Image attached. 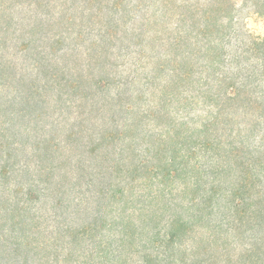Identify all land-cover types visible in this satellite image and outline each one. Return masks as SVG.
I'll return each mask as SVG.
<instances>
[{"label": "trees", "instance_id": "obj_1", "mask_svg": "<svg viewBox=\"0 0 264 264\" xmlns=\"http://www.w3.org/2000/svg\"><path fill=\"white\" fill-rule=\"evenodd\" d=\"M23 1L9 0L22 11ZM30 1L31 11L48 9L50 17L16 21L9 2L0 4V47L17 36L21 53L40 62L36 78L19 75L0 49V112L6 114L0 121V264H33L32 255L48 249L32 211L49 202L54 211L66 209L71 225L62 233L72 236V248L63 261L42 264H106L112 251L104 240L116 234L112 228L127 256L139 254L142 264H264V38L247 28L242 14L250 9L264 18V0ZM141 8L139 25L128 27L132 11ZM86 20L102 25L105 37L82 49ZM76 22L80 31L67 48L65 34L73 32L66 25ZM50 26L57 32L46 38ZM40 35L61 46V58L37 51ZM116 42L136 48L132 66L145 72L141 78L139 70L123 74L122 55L111 59ZM51 79L50 87L38 84ZM54 84L61 89L57 101L63 91L79 97L84 111L90 101L89 118L71 124L64 146L42 135L44 156L30 173V163L23 168L13 161L31 134L19 140L6 124L28 120L40 129L57 106L47 95ZM194 110L201 112L198 120ZM96 115L94 136L86 121ZM7 136L14 138L6 147L1 139ZM206 176V199L196 203ZM187 192L197 209L185 218L176 197ZM221 195L223 218L214 223L208 211ZM204 221L211 226L206 235L191 237Z\"/></svg>", "mask_w": 264, "mask_h": 264}, {"label": "rangeland", "instance_id": "obj_2", "mask_svg": "<svg viewBox=\"0 0 264 264\" xmlns=\"http://www.w3.org/2000/svg\"><path fill=\"white\" fill-rule=\"evenodd\" d=\"M33 1H37V0H33ZM239 3L241 4L242 0H238ZM0 4H3L2 0H0ZM9 0L5 3H8ZM31 1L29 0L28 3L26 0L23 1V3H25V6L23 7L24 10L22 11V6H19L17 4H11L9 2V6L11 7V11L15 17L16 21H22V18L26 19V15H39L40 18L42 19H47L48 17H50V11L48 9H38L37 11H31L29 9L28 4ZM80 2H78L76 5H79ZM38 5V4H37ZM72 6V4H71ZM73 7V6H72ZM106 10V9H105ZM128 10V9H127ZM70 13H72L70 11ZM79 12L76 15H78ZM145 14V11L141 8L135 11H132V14H130V17L128 18L129 20V24L128 27H131L132 23H137L139 25V22L141 21L143 15ZM242 14L248 16L245 20V23L247 25V28L250 29V31L252 33H254L255 35L261 36L264 38V18L259 17L258 15L255 14H251V10L250 9H243L242 10ZM79 18V16H78ZM75 21V20H74ZM77 25H70L69 23L66 25V27H70L69 32H73L71 33V35H66L67 36V42H66V47L68 48L70 45H72L70 42L72 41L71 38L69 37H75L77 36L78 32L80 31V24L78 22H76ZM48 25V24H46ZM102 25H100L99 23L97 24H93L92 22L86 20L84 22V29L86 31V38L83 40L84 42L81 43V48L85 49V47L89 46V43L91 41H96L97 43H101V41L104 39L105 34H100L99 32V28ZM16 26L14 25V28ZM60 31L68 29V28H64L61 26H57ZM46 30L47 33L45 32L44 35L46 36V38H51L55 35V33L57 32V29L54 28L53 26H50V28H47ZM17 32V30H16ZM63 32V33H64ZM45 37H43V35H40L38 38L35 37L34 41V45H36L37 51L38 49L40 51H45V53H43V55L46 58L51 57V53H53V55H55L58 58H61L62 56V52H58L57 51H62L60 49L61 46H53V40H48ZM23 42H21L17 36H12L9 40H8V46L7 48H2L0 47V49H2L1 54H4L5 57L7 59H9L10 61H13V63L15 64V66L17 67L18 71H19V75H29V74H33L34 78H36V63H40L38 60H35L31 58V56H29V52L26 53L27 55H25V53H21L20 51V47L22 45ZM126 44L127 43H122V42H116V47L115 49H113V53L115 55H112L111 59L115 60L116 55H122L121 58H119V63H125L127 62V65H125V67L122 68V72L124 71L125 73L123 74H127L129 73L131 70H139V75L140 78L143 76V74L145 73L143 70H140L138 68V66H132L135 62H137V60L133 59L134 56H136L134 54L133 51L136 50V48L132 47L130 49L126 48ZM121 52V53H119ZM57 53V54H56ZM90 61H85L84 59V63H89ZM121 70V69H120ZM36 76V77H35ZM126 75H124L125 77ZM33 78V79H34ZM41 78V77H40ZM53 79V78H52ZM49 81V84L45 81L41 82V80L38 82L39 85H48L50 87V85H52L53 81ZM143 81V80H140ZM34 85L37 86L36 83H34ZM53 87L55 88L54 90L48 91L47 95L48 97L51 98V105H57L55 109H51L49 115H47L44 119H43V126L42 123H40V126H42L40 129H35L36 124H34V122H28L27 121H22L21 123L18 122H12L10 121L9 124H6L7 126H9L12 131L11 133H19V135L17 136L19 138V140H22L23 137H28L25 134L26 133H30L31 137L28 139L26 138V142L23 148V151H20L18 153V157L13 161L16 165L15 167H23L25 168L26 164L25 163H30L31 165V171L30 173H33L36 165L41 164V160L43 159L44 156V148L45 146L42 144H39V141L41 140V136L42 135H49V137H54V140L52 141L53 144L55 143L56 145H58V143L62 144V146L66 145V136H67V130H69L72 126L71 124L74 123L75 121H78V119H81V121L84 118H89V115L87 112L88 106L91 103L90 101L87 102L86 104V111L83 110L82 104L85 103H81L77 97H73L68 93L63 91L62 93V97L64 100L60 101L58 99V101L56 100L57 95L60 93L61 89L59 88V86L57 84H54ZM139 88H142L141 85H139ZM138 89V87H134V90ZM116 90H112L111 93L114 94ZM65 99H69L73 103L71 106L72 108L69 110L68 108H66L65 103H63L65 101ZM67 100V101H69ZM80 104L81 106V110L79 109L76 110L74 109L76 105ZM78 111V112H77ZM81 113H84L85 115H81ZM90 114V112H89ZM192 118H194L195 120H198L199 116H201V112H198L196 110L192 111ZM6 114H4L3 112H0V121L5 120L6 119ZM87 115V116H86ZM7 119H10V117L8 116ZM123 119V118H122ZM121 119V121H122ZM55 120H59V124L55 125L54 121ZM99 122H101L100 120V116L96 115V117L94 118V116L92 117V119H87L86 121V126H88L89 128H91L92 130V134L94 136H97L98 134V130L95 129L94 124L96 123V125L99 124ZM57 127L55 130H52L53 128ZM35 129V130H33ZM14 137L11 136H7L6 139H1L2 141H5V145L7 147L9 141H11ZM57 138V141H56ZM41 158V160H40ZM47 161V160H45ZM208 181H210L209 177L206 176L204 179V184H203V190H201L200 193H196L195 197H196V203H200L202 200L204 201L206 199V195L209 189V185ZM93 188V186L91 187ZM91 196L94 197L93 192L90 193ZM226 195H221L220 200H214L212 203L214 204L215 208L213 210V213L211 211H208V213L210 214V218H212V221L214 223H216L215 221H219L221 218H223V211L225 209L226 205V200L225 197ZM177 203H179L181 206L179 208V213L181 215H183V217L187 218L189 217V215H191L192 213H195L196 211V206L192 203H190V199L193 198V196L190 193H184V194H178L177 195ZM52 203H44L42 204H34V209H33V213H35L36 215H38L40 217V223L42 224V230H44L41 234H39L38 239L41 243H47L48 244V249L45 250H39L35 253V255L33 256V261H31L33 264L36 263V258H37V263H44L45 259H52V258H59L60 261L64 260V257L66 256V254L68 253V249L72 248L70 245V241H72V236L70 237H66V235L64 234V232L62 233V230L64 229V227L71 225L69 223H71V221L68 218V216L65 214L66 209H57V210H53L51 208ZM228 208L231 207L227 206ZM168 216H165L163 218H166ZM208 220V219H207ZM212 222V225H213ZM205 225L201 226L200 229L197 230V234L195 236V233L192 235H190L191 237H196L195 239H199L200 236H205L206 233L210 230L211 226L207 224V221H204ZM76 226H78L79 224H77L76 222L74 223ZM162 224H165L162 223ZM112 233H116L113 236H109L104 240V243H108L107 246H109V250H111L112 252H109L108 254H110L109 260L106 262V264H114V261L118 262L120 258H114V255H118L121 257L126 258V260L128 261V264H142V261L139 260L140 255L139 254H134L132 253L131 256H127L128 254V248H122V244L120 241V234H118L117 232H115V229L112 228ZM64 234V236H63ZM104 235H108L107 231L106 234ZM99 238L101 240V234L100 236H98L97 240H95L96 243L99 242ZM205 238V237H204ZM192 239V238H191ZM190 239V240H191ZM189 240V241H190ZM105 245V244H104ZM101 244L97 245L96 247V251L93 254V258H96L98 255L97 250L100 248ZM104 247V246H103ZM92 248H94L92 246ZM240 247L237 248V252L239 250ZM133 250V249H132ZM103 251V249L101 250ZM134 251V250H133ZM86 256H88L90 258V256L88 255V250L86 251ZM75 257H78V255H75ZM87 258V260L89 259ZM77 259V258H76ZM75 261V260H74ZM81 263H84L85 261L82 259L80 260ZM91 261V259H90ZM123 262V261H121ZM73 264H76L75 262Z\"/></svg>", "mask_w": 264, "mask_h": 264}]
</instances>
